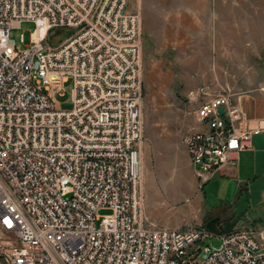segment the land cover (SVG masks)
Segmentation results:
<instances>
[{
    "label": "built area",
    "instance_id": "obj_1",
    "mask_svg": "<svg viewBox=\"0 0 264 264\" xmlns=\"http://www.w3.org/2000/svg\"><path fill=\"white\" fill-rule=\"evenodd\" d=\"M23 22L34 28L19 50L11 31ZM142 51V16L129 0H0L6 264H264L262 225L213 232L147 220ZM68 81L64 109L56 97ZM201 112L203 129L184 141L207 184L253 148L264 120L252 125L230 94L206 98Z\"/></svg>",
    "mask_w": 264,
    "mask_h": 264
},
{
    "label": "rangeland",
    "instance_id": "obj_2",
    "mask_svg": "<svg viewBox=\"0 0 264 264\" xmlns=\"http://www.w3.org/2000/svg\"><path fill=\"white\" fill-rule=\"evenodd\" d=\"M129 6L140 11L143 27L147 220L186 228L206 226L220 216L221 229L264 226V168L255 173L251 157L242 153L236 163L249 177L217 176L203 184L184 141L203 129L201 105L216 94L232 95L250 122L264 120V0H129ZM33 28L23 22L12 29L19 50L30 45ZM71 88L68 81L56 97L64 109L72 107ZM210 242L219 244L215 238ZM0 264H6L1 256Z\"/></svg>",
    "mask_w": 264,
    "mask_h": 264
},
{
    "label": "crops",
    "instance_id": "obj_3",
    "mask_svg": "<svg viewBox=\"0 0 264 264\" xmlns=\"http://www.w3.org/2000/svg\"><path fill=\"white\" fill-rule=\"evenodd\" d=\"M252 125H255V122H251ZM244 153V157H251V160L253 161V170L255 173H259V170L264 168V133L260 135H255L253 137V148L248 150H243L239 153L238 159L240 155ZM249 172H246L243 170L242 166L237 164L236 162L234 164H228L224 167L223 171L219 173L217 176H227L232 177L235 179H246L245 177H249ZM214 177V178H215ZM213 178V179H214ZM249 179V178H247ZM210 182V181H209ZM248 189V187H247ZM168 227V226H166Z\"/></svg>",
    "mask_w": 264,
    "mask_h": 264
},
{
    "label": "water",
    "instance_id": "obj_4",
    "mask_svg": "<svg viewBox=\"0 0 264 264\" xmlns=\"http://www.w3.org/2000/svg\"><path fill=\"white\" fill-rule=\"evenodd\" d=\"M221 112H223V110H221ZM223 218L220 216H216L213 218H210L207 223H206V227L213 231V232H218L219 231V227H218V223L222 220Z\"/></svg>",
    "mask_w": 264,
    "mask_h": 264
},
{
    "label": "trees",
    "instance_id": "obj_5",
    "mask_svg": "<svg viewBox=\"0 0 264 264\" xmlns=\"http://www.w3.org/2000/svg\"><path fill=\"white\" fill-rule=\"evenodd\" d=\"M230 228H231V227H230ZM224 229H229V228H224ZM224 229H223V230H224Z\"/></svg>",
    "mask_w": 264,
    "mask_h": 264
}]
</instances>
